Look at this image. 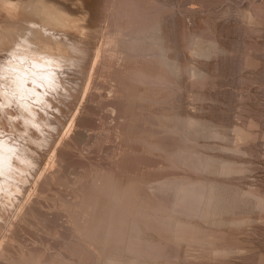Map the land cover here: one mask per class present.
Returning <instances> with one entry per match:
<instances>
[{"label": "rangeland", "instance_id": "rangeland-1", "mask_svg": "<svg viewBox=\"0 0 264 264\" xmlns=\"http://www.w3.org/2000/svg\"><path fill=\"white\" fill-rule=\"evenodd\" d=\"M132 1L136 7L130 0L56 1L85 17L87 54L96 46L97 62L90 72L89 56L80 54L76 67L60 74L68 90L61 102L51 99L58 118L51 116L53 136L38 151L73 117L70 129L19 211V198L6 208L0 201V264H103L109 254L138 264H264V0ZM152 23L159 28L158 51L165 49L174 71L150 52L154 41L142 39L133 50L131 35ZM113 96L123 99L118 104L128 100L121 106L126 114ZM192 154L204 163L192 165ZM38 168L26 171L30 180ZM168 182L199 184L204 192L195 207L187 206L174 189H161ZM118 212L127 219L116 246L110 224ZM97 219L104 224L95 225Z\"/></svg>", "mask_w": 264, "mask_h": 264}, {"label": "bare ground", "instance_id": "bare-ground-1", "mask_svg": "<svg viewBox=\"0 0 264 264\" xmlns=\"http://www.w3.org/2000/svg\"><path fill=\"white\" fill-rule=\"evenodd\" d=\"M20 1H21L20 4H18L15 2L9 1V0H0V19H1V22H0V118H2V120H0V201L3 205V208H6L5 205H8L10 202L14 203V199L19 198V202L14 203L15 208H16L15 214L19 211V209L21 208L23 203L27 200V198L29 197V194L35 190L36 185L39 182L38 180L44 174V172L46 171L48 166L54 161V155H55V151L58 147L59 141L61 140L63 134L66 133L70 129L69 125H70V122H71L73 117H69L68 120H66V124L64 122H62V124H63L62 130L60 132H57L58 134H57L56 138L53 139V141L49 144V147L46 150H44L43 153L38 151V148H42L44 144L49 143L50 138H51L50 136H53L52 132L50 131V127H52L55 124V122L52 121L51 116L52 117H55V116L53 115V112H52L54 105L52 104L51 99H52V97L55 98L58 96L57 99L59 100V102H61L62 98H59V97L60 96L63 97L66 94L63 90H65V91L68 90V87L64 86V84L61 83L60 74L63 75L67 71L76 67L78 59H81L80 58L81 55L87 54V51H88L87 47H86L88 42L84 41V40L85 39H91V37L88 36V35H90L89 29L87 28L85 23H83V19H85V17H83V18L74 17L69 11L64 9L63 6H60V4H58L56 2V1H60V0H20ZM130 1L133 2V4L130 3L128 5L129 6L131 4L134 5L135 2L132 0H130ZM136 2H137V0H136ZM140 3L141 2H139L138 6L140 5ZM116 4H117V2H116ZM126 4L124 6L125 10L127 9L126 7L128 6ZM136 6H137V4L133 7H136ZM117 7H118V5H117ZM128 9H129V7H128ZM84 11L86 13V10H84ZM131 11L133 12V10H131ZM131 11H128V12L130 13ZM118 12L120 13V9ZM125 12L123 10V14ZM128 12H126V13H128ZM134 12H136V11H134ZM143 20H145V19H143ZM3 21L5 22L4 25H3ZM142 24H144V23H142ZM126 32L128 33L129 30H127ZM61 35H63L65 37V39ZM131 36L135 41L134 44L136 45L135 46L133 44L135 46V49H133V50H137V48L139 49V46H137V45H138V42L141 41L142 39H145V40L149 39L151 41H154V43H152V45L149 46L150 52L155 51V53L159 56L161 62L170 71H174L176 69L175 62L170 61L165 56H163L166 54H163V55L161 54V53H164V50H165V49H163L164 47L163 48L161 47V49H163V51L161 50L160 53H159L160 49L158 51V45H159L158 38L160 35H159V28H158L157 23H152L147 29H145L143 31H141V30L136 31ZM162 39L163 38H160L159 41ZM129 41H131V40H128V42ZM5 44H8L7 48H5ZM128 44H131V43H128ZM160 44H163V43H160ZM127 47L128 46H125V49ZM94 48H95V50L92 48V50L87 54V56H89L88 68L90 69V72L92 71L93 67L95 66V64L97 62V56H98L97 47L95 46ZM128 50H130V47L128 48ZM136 52L137 51H135V53ZM128 53H126V54H128ZM139 53H141V51ZM147 56H149V55L147 54ZM127 57H130L129 54ZM124 59L127 60V58H124ZM115 62L116 61L114 59V63ZM120 62L118 63V61H117V63L114 64V66H113L114 69H115V65L120 64ZM123 62H122V64H125V61H123ZM82 68H84V66H82ZM117 70L115 69V71H117ZM119 71H120V69H119ZM114 74L115 73H113L112 78H113ZM192 74H194V73H192ZM126 77H128V76H126ZM129 77H133V76H129ZM130 80H132V79H130ZM134 80H136V79H134ZM139 80H141V79H139ZM86 82H87V80H86ZM122 82H123V80H122ZM132 82H135V81H132ZM132 82H131V85H133ZM101 83L104 84V82H101ZM109 84H111V83L109 82ZM123 85L128 86V88L130 87V85H127V84H123ZM126 86H124V88ZM133 86H135V85H133ZM81 87L82 86L80 85V88ZM111 87H113V86H111ZM104 88L105 87H103V89ZM110 90L113 91V89H110ZM120 90H122V89H120ZM117 91H118V89H117ZM135 91H137V90H135ZM78 92H80V90H78ZM105 92L103 91L100 93L98 91V92H96V94L100 93L102 95ZM127 92H128V90H127ZM109 93L111 94V92H109ZM68 94H71V93L69 92ZM94 94H93V96H95ZM125 94L129 95L128 93H125ZM131 95H129V96H131ZM136 95H137V93L135 94V96ZM119 96H120V94H119ZM104 97H105V94H104ZM112 98L113 99H111V98L110 99L113 100V102H115L114 101L115 96H113ZM104 99H106V97ZM117 99H121V98L117 97ZM131 99H132V96H131ZM134 99H136V97ZM97 100H98V97H97ZM107 100H109V98H107ZM121 100H123V99H121ZM121 100H119V102ZM124 101H125V103H127L126 101H128V100L124 99ZM124 101L121 102L122 105H120L121 103L118 104L119 102L118 103L115 102L116 104H118V105H115V107L118 108L120 105V109H122L121 111L124 110L123 112L125 113L126 108L124 109L122 107L126 106L127 104L124 105ZM99 102H101V101H99ZM108 102L109 101H107V103ZM91 103H92V101H91ZM92 104H93V106H94V104H96L98 106L97 103L93 102ZM103 104H105V103H103ZM109 104L112 107L114 106L111 103H109ZM104 106H107V104ZM104 106L102 107L99 105L98 107L104 108ZM109 108H110V106H109ZM114 108H110V109H114ZM40 109H42L46 112V117L41 114ZM129 109H130V107H129ZM117 111H120V110L119 109L115 110L116 114H117ZM104 112H105V110H104ZM120 113H122V112H120ZM106 114H107V111H106ZM110 114L112 115L113 113H110ZM116 114H115V117H113L114 119H116L117 115L119 116V114H117V115ZM132 114H133V112H132ZM136 114L138 115L137 112H136ZM100 115H102V114L100 113ZM120 115L122 116V114H120ZM133 115H131V118ZM98 116H99V114H98ZM140 116L141 115H139L138 117L141 118ZM103 117H104V115L102 116V118ZM129 117L130 116H128V118ZM55 118L57 119L58 117H55ZM118 118H120V117H118ZM83 119H85V118H83ZM88 119H91V118L88 117ZM136 119H137V117H136ZM143 119H144V117H143ZM117 120L118 119H116V121ZM90 121H88V123ZM142 122H144V121H142ZM180 122H181V120H180ZM150 123H152V122H150ZM182 123L188 127H192L194 124V122L192 120H186V121L183 120ZM125 125H126V123L124 124V126ZM135 125H136V123H134V125H132V126L135 127ZM141 125H139V126L142 128ZM130 126L131 125H129V127L127 126V128L130 129ZM136 127H137V125H136ZM136 127L133 129L136 130ZM121 128H122V126H121ZM36 130L40 133L39 135L36 134V132H37ZM138 130L142 131L143 128L142 129L139 128ZM129 131H131V130H129ZM129 131H127V133H130ZM97 132H99V131H97ZM127 135H129V134H127ZM138 136L140 137L141 135H138ZM142 136L144 137L143 134H142ZM145 137L148 138L150 136L147 135ZM129 138H131V137H129ZM104 139H105V137H104ZM99 145H101V143H99ZM154 146H156V145H154ZM86 147H88V146H85V148ZM145 154H146V152H145ZM129 157L130 156L128 155V159H129ZM121 158L123 159V157H121ZM122 159H121V161H123ZM189 160H190V163L192 165H195V166H200L204 163L203 158H201L200 156L195 155V154L189 155ZM127 161H124V162H127ZM118 164L120 165L121 163H118ZM36 165H39V168L36 169V172L33 176V180H30L26 174V171L29 168H34ZM127 165L128 164H126V166ZM118 169H119V171L122 170V169H120V167ZM120 172H122L123 175L125 176L126 173L123 170ZM112 174L113 173H111L110 176ZM114 176H115V173L112 176V178ZM127 178H128V176H127ZM115 179H116V177H115ZM93 180L96 181V179H93ZM113 180H114V178H113ZM25 181H29L30 184L22 190V188H23L22 185H24ZM113 182H115V181H113ZM114 184L115 183H113V185ZM100 186H102V185H100ZM110 186L111 185H109L108 188H110ZM139 186H140V184H139ZM127 187H128V185H127ZM136 187H138V186H136ZM133 188H135V187H133ZM114 189H117V188H114ZM161 189L164 191H168V192H172L171 190L174 189V192L177 191V192H175L177 195L180 194V196H182L183 204H185L187 206L193 205L194 207L200 201L201 196L204 192L201 185H199V184L194 185L193 183L192 184H185V185L184 184L177 185L175 182L174 183L168 182L166 184L161 185ZM19 191H21L23 194L22 198H20L16 194ZM131 192H133V191H131ZM43 193H45V192H43ZM122 193L121 194L119 193V194L122 195ZM124 194H125V192H124ZM168 195L170 196V193ZM120 197H119V199H120ZM122 197H123V195H122ZM115 202H113V203H115ZM98 204L101 206V205H104L105 203H102V201H100ZM106 205H107V203H106ZM108 207L110 209L109 205H108ZM123 207H125V206H123ZM103 208H104V206H103ZM103 208H100V209L102 210ZM105 209H107V208H105ZM122 210H123V208H122ZM109 212L113 213V211H109ZM127 212L129 213V211H127ZM115 213H116V211H115ZM124 213H126V212H124ZM130 213H131V211H130ZM117 214L118 215H115V217H114V214L112 215L114 218H112V223L110 224V226H111L110 229L114 230V233H112V235H111V238H112V239H110L111 242L109 241L110 243L114 242V245H116V246H118L119 244H121L123 242V237L121 236L123 234H122V230L120 229V227L122 226V223H124L123 220L127 219V218L124 219V217L127 216L126 214H125L126 216H124L123 219L119 215V212ZM95 215H97V214H95ZM90 217H92V216H90ZM153 218L154 217H152V220L156 219L157 217L154 219ZM110 219H111V217H110ZM148 220H150V218ZM100 221H103V220L97 219V221L95 222L96 223L95 225H103L104 224ZM159 221H158V224H159ZM91 222H93V221H91ZM147 222L149 223V221H147ZM126 223H128V222H126ZM128 224H130V223H128ZM150 224H151V221H150ZM161 224H162V222H161ZM163 224H165V223L163 222ZM97 227L98 228H96V229L99 230L100 226H97ZM103 227H105V226H103ZM155 227L157 228L156 225H155ZM153 228H154V226H153ZM111 230H109V231H111ZM102 236H105V235H102ZM107 239L109 240V238H107ZM156 255H157V253H156ZM153 256H155V255H153ZM103 259H104L103 264H136L137 263L134 260H133L134 262H132V263H125V262L121 261V259L116 254L113 256L111 254H109L107 257H105Z\"/></svg>", "mask_w": 264, "mask_h": 264}]
</instances>
